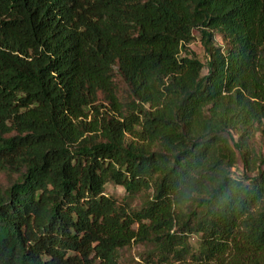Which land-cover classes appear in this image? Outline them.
Returning <instances> with one entry per match:
<instances>
[{"label":"trees","instance_id":"trees-1","mask_svg":"<svg viewBox=\"0 0 264 264\" xmlns=\"http://www.w3.org/2000/svg\"><path fill=\"white\" fill-rule=\"evenodd\" d=\"M0 264H264V0H0Z\"/></svg>","mask_w":264,"mask_h":264},{"label":"rangeland","instance_id":"rangeland-1","mask_svg":"<svg viewBox=\"0 0 264 264\" xmlns=\"http://www.w3.org/2000/svg\"><path fill=\"white\" fill-rule=\"evenodd\" d=\"M194 39L191 42V44L189 45L190 48L197 54L198 58L204 62L205 61V57H204V52H203V48L200 44V40H199V34L198 32H194ZM216 39L218 41L219 44H221V39L219 36H216ZM254 147H260L262 149V145H261V141H260V136L257 133L255 136V141H254ZM231 170L233 172H235V174H240L241 170H242V164L239 161V158L237 157V162L236 164L231 168ZM105 192L109 195H114L117 197H122L125 195L124 189L118 185H114L112 183H108L105 187ZM132 204L134 206H139L140 204V199L139 197H135ZM191 242L194 246H197V236H192L191 237ZM141 250H143V247L139 244H132L129 248H127L124 251V257L126 259H129L133 256H136L137 253L141 252Z\"/></svg>","mask_w":264,"mask_h":264}]
</instances>
